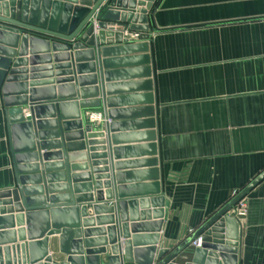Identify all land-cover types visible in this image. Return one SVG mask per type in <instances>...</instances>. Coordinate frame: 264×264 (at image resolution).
<instances>
[{"label":"water","instance_id":"1","mask_svg":"<svg viewBox=\"0 0 264 264\" xmlns=\"http://www.w3.org/2000/svg\"><path fill=\"white\" fill-rule=\"evenodd\" d=\"M155 1L0 0V56H4L0 58V91L13 183L11 189L0 192V264H101L100 256L107 254V248V264H237L240 227L228 213L264 180V171L178 243L160 237L169 205L159 196L157 154L146 162L114 164V186L100 182L107 177L94 176L106 172L92 167V161L106 158L98 153L104 152L100 146L105 134L108 144L116 145L121 137L110 134L125 127L113 123L124 111L113 110L118 100L110 98L113 87L105 81L111 74L103 70L114 63L138 61L147 66L140 71L151 78L148 17L152 10L153 20ZM124 31L139 33L140 43H129ZM137 52L145 55L107 60L114 54L127 57ZM95 57L101 101L94 100L95 90L87 99L92 90L80 86L86 80L79 77L84 70L92 74L87 80L95 85ZM152 84L136 86L145 85L153 92ZM150 105L147 111L152 118L154 100ZM92 109H102L104 123L98 127L87 124L83 115ZM146 124L154 128L156 119ZM126 150L110 148L108 153L118 160ZM128 165L151 168L135 175H150L153 183L122 187L127 174L120 172ZM147 191L157 195L150 205L155 210L153 218L159 220L149 225L144 224L150 218L145 212L148 202L124 200L128 194ZM90 209L94 217L88 216ZM104 213L110 217H98ZM144 228L154 229L149 232L153 235H140ZM51 236L59 237V253L65 256L61 263H54L48 253ZM198 240L200 246L195 247Z\"/></svg>","mask_w":264,"mask_h":264},{"label":"crops","instance_id":"2","mask_svg":"<svg viewBox=\"0 0 264 264\" xmlns=\"http://www.w3.org/2000/svg\"><path fill=\"white\" fill-rule=\"evenodd\" d=\"M153 4V20L152 10L148 17L153 73L147 78L140 71L147 66L138 61L114 63L103 70L111 74L105 81V85L114 88L110 98L118 100L113 110L124 111L113 123L125 127L110 134L121 137L116 145L108 144L105 134L100 146L104 152L98 153L106 158L92 161V167L94 171H106L94 176L107 177L100 182L108 181L114 186V164L146 162L157 154L159 196L169 205L160 237L162 241L178 243L264 171V0H157ZM115 55L107 60L134 59L145 54ZM95 65V85L87 80L92 74L84 70L79 77L86 80L80 86L92 90L87 99L95 90L94 100L101 101L96 57ZM148 81L153 82V92H148L145 85L136 86ZM149 95H153L150 100L146 98ZM153 100L156 111L151 118L147 110L152 109ZM3 104L0 91V192L13 187ZM89 112L99 113L101 119L86 118L87 124L98 127L104 123L102 109ZM153 119L154 128L146 124ZM110 148L128 150L114 160L108 153ZM150 169L126 166L120 172L127 174L122 187L151 185L150 175H135ZM155 197L147 191L128 194L124 200H146L145 212L150 213V218L144 224L149 225L159 221L153 218L155 210L150 205ZM243 200L247 216L238 223L240 237L235 261L264 264V180ZM136 208L138 217L139 205ZM129 212L128 207V217ZM88 216L94 217L91 209ZM152 230L144 228L140 235H153L149 233ZM48 253L54 263L65 261L59 253L58 236L49 238ZM108 255L109 248L107 254L100 256L101 264H107Z\"/></svg>","mask_w":264,"mask_h":264},{"label":"built area","instance_id":"3","mask_svg":"<svg viewBox=\"0 0 264 264\" xmlns=\"http://www.w3.org/2000/svg\"><path fill=\"white\" fill-rule=\"evenodd\" d=\"M139 33H135V32H129V31H124L123 32V38L126 39L129 43H134L136 41H139ZM86 117L90 120V121H95V120H100L101 119V115L99 113H90L87 112ZM238 193H234L233 197H235ZM228 215L232 218H234L238 223L242 222L245 220L246 216H247V204L246 202L242 199L240 200L235 207L228 213ZM193 245L195 247H199L200 246V240H198L197 242L193 243Z\"/></svg>","mask_w":264,"mask_h":264},{"label":"rangeland","instance_id":"4","mask_svg":"<svg viewBox=\"0 0 264 264\" xmlns=\"http://www.w3.org/2000/svg\"><path fill=\"white\" fill-rule=\"evenodd\" d=\"M244 199V198H243Z\"/></svg>","mask_w":264,"mask_h":264}]
</instances>
